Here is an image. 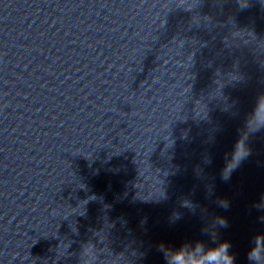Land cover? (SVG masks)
Listing matches in <instances>:
<instances>
[{
    "label": "clouds",
    "instance_id": "1",
    "mask_svg": "<svg viewBox=\"0 0 264 264\" xmlns=\"http://www.w3.org/2000/svg\"><path fill=\"white\" fill-rule=\"evenodd\" d=\"M261 129H264V95L257 97L252 111L246 119L247 132H255ZM246 155V148L243 145H238L231 159L226 160L223 172L225 179L239 166ZM222 205L225 208L228 206L226 201L222 202ZM256 207L264 208V197ZM261 220L264 222V217H261ZM216 223L221 227H227V221L223 217H217ZM231 248L230 242L217 243L215 232L210 233L209 243L203 241L186 242L179 247H171L163 243L159 245L160 251L164 254L165 264H236V256ZM93 253V250L89 252L87 248L84 252L86 259L90 260L91 264H95V259H92ZM246 260L247 264H264V233H257L251 238ZM116 261L118 264V260ZM109 264H112V261Z\"/></svg>",
    "mask_w": 264,
    "mask_h": 264
}]
</instances>
